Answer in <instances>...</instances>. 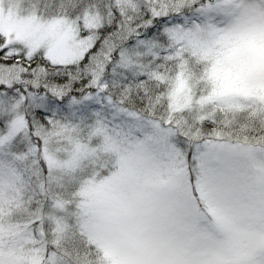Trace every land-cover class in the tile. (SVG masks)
Masks as SVG:
<instances>
[{"label": "snow or ice", "instance_id": "obj_1", "mask_svg": "<svg viewBox=\"0 0 264 264\" xmlns=\"http://www.w3.org/2000/svg\"><path fill=\"white\" fill-rule=\"evenodd\" d=\"M0 264H264V0H0Z\"/></svg>", "mask_w": 264, "mask_h": 264}]
</instances>
